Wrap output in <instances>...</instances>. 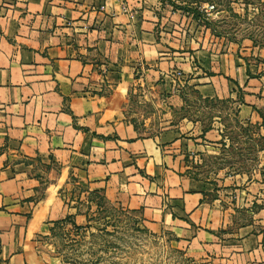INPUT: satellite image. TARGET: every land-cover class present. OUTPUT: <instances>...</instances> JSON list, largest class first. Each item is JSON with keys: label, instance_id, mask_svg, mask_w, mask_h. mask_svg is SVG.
Listing matches in <instances>:
<instances>
[{"label": "crops", "instance_id": "crops-1", "mask_svg": "<svg viewBox=\"0 0 264 264\" xmlns=\"http://www.w3.org/2000/svg\"><path fill=\"white\" fill-rule=\"evenodd\" d=\"M175 15L161 0H0V264L27 262L33 221L76 213L55 185L42 192L63 172L192 255L264 264V229L234 224L219 190L178 170L202 137H220L184 115V88L231 97L252 116L264 103V47L191 35L190 18ZM127 88L182 112L179 122L151 136L106 111L98 93Z\"/></svg>", "mask_w": 264, "mask_h": 264}, {"label": "rangeland", "instance_id": "rangeland-1", "mask_svg": "<svg viewBox=\"0 0 264 264\" xmlns=\"http://www.w3.org/2000/svg\"><path fill=\"white\" fill-rule=\"evenodd\" d=\"M161 1L171 4L179 20L181 15L190 18L191 35L208 32L223 42L247 38L264 47V0ZM205 4L214 6L208 15L202 11ZM258 54L253 57L262 58ZM184 94V115L200 120L204 130L217 126L220 137H202L181 157L178 170L207 181L214 194L219 190L234 224L253 223L264 229V103L251 116L239 112L231 97L202 99L192 87H185ZM98 95L104 98L106 111L117 109L146 135L159 136L163 127L177 124L182 113L165 110L128 88L120 93L106 89ZM61 176L59 182L47 179L43 195L55 185L64 194V203L80 217L68 213L49 222L33 221L25 264H234L213 254L192 255L168 231L150 232L137 212L88 190L69 172Z\"/></svg>", "mask_w": 264, "mask_h": 264}, {"label": "built area", "instance_id": "built-area-1", "mask_svg": "<svg viewBox=\"0 0 264 264\" xmlns=\"http://www.w3.org/2000/svg\"><path fill=\"white\" fill-rule=\"evenodd\" d=\"M213 7V4H205L202 7V11H204L208 15L210 13V10L213 9ZM122 10L129 13L131 17L133 16L132 10H130L127 5H122Z\"/></svg>", "mask_w": 264, "mask_h": 264}, {"label": "trees", "instance_id": "trees-1", "mask_svg": "<svg viewBox=\"0 0 264 264\" xmlns=\"http://www.w3.org/2000/svg\"><path fill=\"white\" fill-rule=\"evenodd\" d=\"M186 6H184V8H185ZM197 92V91H196ZM198 93V92H197ZM199 94V93H198ZM200 95V94H199ZM239 99H241V98H239Z\"/></svg>", "mask_w": 264, "mask_h": 264}]
</instances>
